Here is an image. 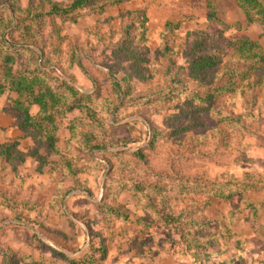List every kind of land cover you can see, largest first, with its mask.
<instances>
[{"label": "rangeland", "instance_id": "1", "mask_svg": "<svg viewBox=\"0 0 264 264\" xmlns=\"http://www.w3.org/2000/svg\"><path fill=\"white\" fill-rule=\"evenodd\" d=\"M106 1L55 21L51 75L95 101L78 94L60 121L57 146L71 168L40 174L30 156L7 167L0 199L15 212L0 213V248L43 264H71L55 252L97 260L101 248L96 264H264V86L242 87L225 48L249 41L264 55L261 27L247 25L234 0ZM200 39L205 55L228 51L194 79L183 54ZM228 83L234 90L215 93ZM14 98L0 97V143L17 141L26 155L36 145L18 129ZM38 155L58 161L44 148Z\"/></svg>", "mask_w": 264, "mask_h": 264}, {"label": "trees", "instance_id": "2", "mask_svg": "<svg viewBox=\"0 0 264 264\" xmlns=\"http://www.w3.org/2000/svg\"><path fill=\"white\" fill-rule=\"evenodd\" d=\"M91 0H73L68 5L57 3L53 0H27L25 8L20 7L18 0H3L0 5V97L15 94L11 100V109L19 113L18 129L33 140L36 145L29 154H23L18 150L17 141L0 143V179L7 167L13 172L24 163L28 156L37 163L38 173H44L45 167L55 166L62 170L71 168V158L64 156V151L57 146V136L60 129V121L70 114L78 105V101H95L93 95H82L72 86L52 77L51 60L48 56L58 53L57 47L52 48V39L55 34V21L60 18L66 20L71 12L85 9ZM112 5L121 4L130 0H107ZM106 1V2H107ZM238 8L244 13L247 25L256 24L261 27L264 35V0H234ZM211 5L210 2H207ZM8 15H7V14ZM64 17V18H62ZM211 20V15H208ZM40 29V30H39ZM36 31V34H32ZM39 37L38 44L36 39ZM36 44V45H35ZM37 48H36V47ZM233 50L235 61L240 64L239 69L232 71L239 73L235 76L240 79V85L247 88L259 89L264 86V55L261 48L252 42L241 41L228 44ZM35 47L36 50L33 48ZM208 45L204 39L191 43L183 56L189 63V77L196 78L202 68L217 65L216 54L225 56L228 51L225 48L217 49L209 55L202 53ZM49 50V51H48ZM212 50V49H211ZM214 50V49H213ZM23 60L18 68H15L17 57ZM177 54L171 51V58ZM227 76V74H224ZM231 76V75H229ZM231 79H229L230 81ZM254 82L253 84L250 82ZM231 84L220 85L214 89L217 95L223 91H232ZM114 89V88H113ZM79 94V95H78ZM78 95L76 101V96ZM110 101H103L102 108H110ZM77 103V104H76ZM82 109V107H79ZM34 111V113H32ZM107 114V113H106ZM83 117V112H82ZM71 131L73 126L68 127ZM98 143L93 147L83 146L84 151L99 149ZM39 148H44L47 155L58 156L55 164L47 162L45 157L38 155ZM71 170H68L70 172ZM15 212L11 199L3 196L0 199V213ZM105 227V225H104ZM0 248L1 264H43V261L16 249ZM99 259L83 257L70 260L60 253L55 256L70 261L71 264H96L104 259V249L101 248ZM87 259V260H86Z\"/></svg>", "mask_w": 264, "mask_h": 264}, {"label": "crops", "instance_id": "3", "mask_svg": "<svg viewBox=\"0 0 264 264\" xmlns=\"http://www.w3.org/2000/svg\"><path fill=\"white\" fill-rule=\"evenodd\" d=\"M244 260V263H242V264H251V260H248V258L246 259L244 256H242L240 259H238L237 261H235L236 263L238 262V264H241L240 262H239V260ZM245 259H246V261H245ZM233 260V259H232ZM232 264V261L230 262L229 261V257H222V258H218V257H216V258H212V259H210V261H206V263L205 264Z\"/></svg>", "mask_w": 264, "mask_h": 264}]
</instances>
